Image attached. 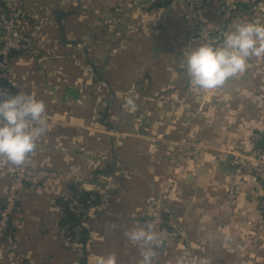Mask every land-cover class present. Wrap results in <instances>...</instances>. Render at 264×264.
<instances>
[{
	"label": "crops",
	"instance_id": "obj_1",
	"mask_svg": "<svg viewBox=\"0 0 264 264\" xmlns=\"http://www.w3.org/2000/svg\"><path fill=\"white\" fill-rule=\"evenodd\" d=\"M1 4L21 16L14 81L46 105L48 131L28 169L55 176L21 189L0 264H82L61 201L72 209L76 188L102 173L117 185L87 214L89 264L108 254L138 264L124 232L143 226L154 197L182 234L157 249L156 264H264V169L234 161L264 139V57L200 90L186 76V28L170 0ZM238 21L264 24V0H206L192 48L221 42ZM178 143L197 150L185 157ZM16 168L0 160V207Z\"/></svg>",
	"mask_w": 264,
	"mask_h": 264
},
{
	"label": "clouds",
	"instance_id": "obj_2",
	"mask_svg": "<svg viewBox=\"0 0 264 264\" xmlns=\"http://www.w3.org/2000/svg\"><path fill=\"white\" fill-rule=\"evenodd\" d=\"M264 57V24L238 21L223 34L219 43H205L185 56V72L189 83L199 89L216 90L234 77L245 73L248 61ZM129 105L133 104L131 98ZM48 131L46 105L24 94L0 90V160L21 167L37 149V141ZM139 246L138 264H156L157 249L163 241L157 226L146 223L124 232ZM95 264H117L112 254L97 257Z\"/></svg>",
	"mask_w": 264,
	"mask_h": 264
},
{
	"label": "built area",
	"instance_id": "obj_3",
	"mask_svg": "<svg viewBox=\"0 0 264 264\" xmlns=\"http://www.w3.org/2000/svg\"><path fill=\"white\" fill-rule=\"evenodd\" d=\"M205 1L170 0L171 4L180 8L183 24L186 28V53L193 49V43L198 33L202 30L201 10L205 5ZM20 21L21 16L17 11H11L4 4L0 3V90H5L4 80L6 79L16 86L19 93L27 94L25 87L14 81V71L11 63V53L19 51L24 47L23 37L20 34V27L18 25ZM181 151L185 156H191L192 154V150L183 149ZM29 157L23 166L16 168L8 182L0 207V238L8 230L10 215L16 205L21 189L26 184H38L47 177L55 176L53 171L44 168L30 171L28 169ZM234 161L241 172L249 170L248 168L251 164L264 169V146H257L246 152H239L235 154ZM115 184L116 179L112 173L99 174L95 180L81 184L80 189L91 190L98 194L95 203L89 206L87 214L90 210L99 209L103 206L108 189L115 187L117 185ZM88 185L90 186L87 187ZM164 213L165 209L162 206L161 199L154 197L151 205L147 208V212H145V224L150 222L157 226L158 237L163 241L160 248L168 249L175 241L181 239L182 234L175 224L164 218ZM85 224V221H82L81 223L73 224L71 228H67L68 237L75 245H79L77 238L80 226H86Z\"/></svg>",
	"mask_w": 264,
	"mask_h": 264
},
{
	"label": "trees",
	"instance_id": "obj_4",
	"mask_svg": "<svg viewBox=\"0 0 264 264\" xmlns=\"http://www.w3.org/2000/svg\"><path fill=\"white\" fill-rule=\"evenodd\" d=\"M12 53L15 52L13 51ZM4 86H5V90L9 94L14 95L19 93L16 86H14L6 79L4 80ZM261 146H264V139L263 142H261ZM97 196H98L97 192L76 188L75 202L73 204L72 209L69 206V201L67 200L65 202L61 201V206L63 207V212H64L61 221L63 224L66 225V228H71L73 224L81 223L82 221H85L87 219L88 208L91 204L95 203V201L97 200ZM263 215H264V208H263ZM164 218L166 219L165 216ZM88 238H89V229L86 226L81 225L80 230L78 232L77 242L79 243V245L83 250V255L80 258L81 260L80 262L82 264H89L87 261V257L85 255Z\"/></svg>",
	"mask_w": 264,
	"mask_h": 264
},
{
	"label": "rangeland",
	"instance_id": "obj_5",
	"mask_svg": "<svg viewBox=\"0 0 264 264\" xmlns=\"http://www.w3.org/2000/svg\"><path fill=\"white\" fill-rule=\"evenodd\" d=\"M176 147H178V149L177 150H179L180 151V153H182V155H184L183 154V152L181 151V150H197V148H195V147H191L190 145H187V144H184V143H178V145L176 146ZM175 152H176V150L173 152V154H175ZM186 157V156H185ZM143 225H145V222H144V224Z\"/></svg>",
	"mask_w": 264,
	"mask_h": 264
},
{
	"label": "water",
	"instance_id": "obj_6",
	"mask_svg": "<svg viewBox=\"0 0 264 264\" xmlns=\"http://www.w3.org/2000/svg\"><path fill=\"white\" fill-rule=\"evenodd\" d=\"M229 158V157H228Z\"/></svg>",
	"mask_w": 264,
	"mask_h": 264
}]
</instances>
